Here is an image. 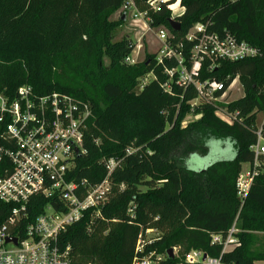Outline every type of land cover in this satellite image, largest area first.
Masks as SVG:
<instances>
[{"label":"trees","instance_id":"1","mask_svg":"<svg viewBox=\"0 0 264 264\" xmlns=\"http://www.w3.org/2000/svg\"><path fill=\"white\" fill-rule=\"evenodd\" d=\"M124 1L0 0V94L12 101L18 88L29 86L37 96L64 94L86 105L90 115L83 153L74 156L67 179L85 183L81 196L104 179L108 185L99 217L94 208L86 210L59 235V245L69 248L71 264H132L150 255L152 261L162 256L156 264H186L190 251L218 258L221 264H264V245L255 247L257 235H264V172L253 179L243 202L236 189L241 166L253 160L256 118L264 113V0H180L183 12L172 19L178 32L170 30L165 7L153 13L148 8L152 0H132L152 28L168 31V43L186 65L195 43L187 35L196 24L257 51L236 62H216L212 70L210 61L202 63L198 79L223 85L216 98L234 80L242 96L226 106L232 123L222 121L215 106L201 104L192 111L198 118L184 128L181 122L196 95L192 88L168 83L164 70L175 63L163 67L148 54L141 62L126 64L135 44L128 37L113 41L122 15L115 23L109 14L118 13ZM148 75L152 80L140 87ZM166 83L170 92L163 88ZM212 141L230 143L234 157L199 171L188 169L185 162L205 154ZM11 146L0 125V148ZM110 160L115 167L107 174ZM8 165V159H0V176ZM47 205L59 209L50 200L31 198L11 234L22 236ZM18 208L0 202V226ZM233 226L238 246L222 252L211 238L224 239ZM146 230L155 232L149 237L152 243L145 241L136 253ZM177 248L183 253L168 257Z\"/></svg>","mask_w":264,"mask_h":264},{"label":"built area","instance_id":"2","mask_svg":"<svg viewBox=\"0 0 264 264\" xmlns=\"http://www.w3.org/2000/svg\"><path fill=\"white\" fill-rule=\"evenodd\" d=\"M170 1L173 2L168 4ZM161 7L169 12L171 20L183 12L180 0L148 2V8L153 13L158 12ZM118 15L141 22L147 32L156 31L154 35L161 46L154 53L155 62L163 67L166 62L175 63V68L165 69L164 74L168 77V83L195 91L196 98L189 104L191 112L201 104H211L215 106L216 115L222 121L232 123L233 116L226 110L228 103L221 105L220 101L229 88L216 98L215 94L223 91V85L215 80L201 81L198 74L206 60L210 61L209 70H212L219 61L236 62L254 57L257 53L254 47L239 42L229 34L219 36L210 33L203 25L198 24L187 35V41L195 43L189 51L186 65L184 57L168 43V31L162 27L152 28L151 20L145 13H139L135 9L132 0L124 1ZM137 50H140L139 46ZM134 62L130 56L125 59L126 64ZM163 88L170 92L167 83ZM89 115L86 105L80 106L73 98L64 94L37 96L29 86L18 88L12 101L0 94L3 138L12 145L0 148V159L9 160L8 167L3 168V175L0 176V202L19 207L0 226V264H71L69 248L59 245V235L67 227L80 221L88 209L94 208L95 218L99 217L98 208L103 206L108 191L104 179L99 185L86 189V194L81 196L80 187L84 188L85 183L67 179L74 156L83 153V132ZM260 116L261 122L255 132L256 141L250 147L253 160L248 164L249 170L240 172L236 181L240 202L245 199L253 179L264 172V113ZM114 167L115 163L108 161L105 164L107 174ZM36 196L52 201L59 209L47 205L43 213L23 229L22 236L12 235L11 230L16 229L17 222L24 217L26 204ZM235 233L233 226L224 239L212 236L211 243L221 245L222 252L230 251L238 246ZM154 234L153 230L145 231V236ZM7 238L15 239L16 242L6 243ZM145 241L147 244L152 243L149 237L144 241L139 240L136 253L142 251ZM150 256L135 258L132 264H156L162 260L155 256V261H152ZM203 256L202 252L190 251L184 261L186 264H221L220 259L207 256L202 261Z\"/></svg>","mask_w":264,"mask_h":264},{"label":"rangeland","instance_id":"3","mask_svg":"<svg viewBox=\"0 0 264 264\" xmlns=\"http://www.w3.org/2000/svg\"><path fill=\"white\" fill-rule=\"evenodd\" d=\"M109 19L113 22H117L118 13H110ZM198 25V24H196ZM195 25V26H196ZM155 30L152 32H147L144 25L141 22H135L127 18L122 24H118L116 30L113 33V41H118L123 37H128L131 43L135 44V48L130 55V59L135 62H141L145 55L154 54L161 46L157 38L154 35ZM139 46V51L137 50ZM104 64H107V60H104ZM152 80V76H146L140 81V87L149 83ZM242 96L241 88L237 82L234 80L230 85L228 91L226 92L224 98L221 101V105H225L234 100L239 99ZM197 116L193 115L192 112L186 116V118L181 122V127H186L189 123L195 121ZM261 122V116L258 115L256 118V125L258 126ZM207 152L202 155H193L185 162L188 169L193 171H199L219 160H230L234 157V151L230 143L221 142H209L206 145ZM249 170L248 164H243L241 166V172L245 173ZM153 237V235L147 236ZM183 253L182 248H177L173 250V254L179 257ZM162 259V256H158ZM186 255L184 256L185 260Z\"/></svg>","mask_w":264,"mask_h":264},{"label":"water","instance_id":"4","mask_svg":"<svg viewBox=\"0 0 264 264\" xmlns=\"http://www.w3.org/2000/svg\"><path fill=\"white\" fill-rule=\"evenodd\" d=\"M125 19H126L125 15H122V16H121V21L124 22ZM168 24H169L170 30H171L172 32H178V31L180 30L179 24L176 23V22H174L173 20H170ZM5 242H6V243H8V242H13V243H15L16 241H15V239L7 238V239L5 240ZM167 255H168V257H170V258H173V257H174V254H173V251H172V250H169L168 253H167ZM205 259H206V255L203 256L202 261H205Z\"/></svg>","mask_w":264,"mask_h":264},{"label":"crops","instance_id":"5","mask_svg":"<svg viewBox=\"0 0 264 264\" xmlns=\"http://www.w3.org/2000/svg\"><path fill=\"white\" fill-rule=\"evenodd\" d=\"M258 243L255 245V247H260L261 245H264V235L258 234ZM260 245V246H259Z\"/></svg>","mask_w":264,"mask_h":264}]
</instances>
